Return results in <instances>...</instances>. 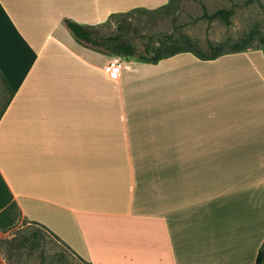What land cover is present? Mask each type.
<instances>
[{
  "label": "crops",
  "instance_id": "crops-1",
  "mask_svg": "<svg viewBox=\"0 0 264 264\" xmlns=\"http://www.w3.org/2000/svg\"><path fill=\"white\" fill-rule=\"evenodd\" d=\"M169 2L0 0V71L14 94L0 119V232L36 223L88 264L256 260L264 62L237 77L245 51L185 52L124 60L112 80L103 67L117 56L66 24Z\"/></svg>",
  "mask_w": 264,
  "mask_h": 264
},
{
  "label": "rangeland",
  "instance_id": "rangeland-1",
  "mask_svg": "<svg viewBox=\"0 0 264 264\" xmlns=\"http://www.w3.org/2000/svg\"><path fill=\"white\" fill-rule=\"evenodd\" d=\"M171 3L173 8L169 11L160 7L132 11L124 18L129 27L126 22H122V13H117L110 15L100 27L92 28L96 30L98 37H108L118 33V25H123L125 29L127 26L128 33L124 39L135 48L137 55L143 51L149 40H152L154 46L162 42L171 44L173 41H167L168 38L175 41L183 35L193 46L206 48L207 42L230 45L251 32V45L245 51L248 54L244 55L245 60L231 73L238 74V77L245 72L244 69L248 72L255 64L264 62V44L259 40L264 34V0H171ZM222 8L230 11L228 21L221 17L208 16ZM175 44L188 46V43L180 41ZM231 56L236 57L238 54ZM117 58L125 60L118 56ZM228 87L230 84L218 86L220 89ZM32 231L40 232L37 247L36 240L26 243V238H30ZM0 264L88 263L74 256L45 230L25 223L10 231L0 232Z\"/></svg>",
  "mask_w": 264,
  "mask_h": 264
},
{
  "label": "trees",
  "instance_id": "trees-1",
  "mask_svg": "<svg viewBox=\"0 0 264 264\" xmlns=\"http://www.w3.org/2000/svg\"><path fill=\"white\" fill-rule=\"evenodd\" d=\"M162 10L169 11L173 8L171 0L168 4L160 7ZM160 9V10H161ZM142 8H135L131 11L126 13H122V22L125 23L129 27L124 18L129 16L132 11H141ZM206 15V14H205ZM230 15V11L226 9H218L212 14L208 15L210 18L214 17H221L228 21ZM66 24L73 35L84 42H87L93 46L97 47H104L111 55L118 56L124 58L125 60H134L138 62H145L150 64H157L159 61L163 59H167L169 57L175 56L180 53H192L200 60H214L222 55L225 54H232V53H239L246 51V49L251 45V40L253 38V34L250 32L247 36L243 37L239 41L230 44V45H223V44H214L212 42H207L206 48H202L199 46H193L187 37L181 35L179 39L175 41L172 38H168L167 41H173L171 44L169 43H159L157 46H154L152 40H149L144 45L143 51L137 55L135 48L126 40L124 39L125 35L128 33L123 25H118L117 27V34L108 36V37H98L97 32L92 27L83 26L71 20H66ZM260 42L264 44V34L259 38ZM185 42L188 43V46L183 47L181 45H176L175 42ZM192 45V46H191ZM13 91L9 87L8 83L6 82L5 78L3 77L0 71V119L7 109L8 105L10 104L13 98ZM32 225L38 226L40 229L45 230L49 233L52 237L56 238L52 233H50L45 227L40 226L36 223H31ZM39 231H32L30 238H26V243L33 242L36 240V247L39 245ZM252 264H264V242L262 243L256 260Z\"/></svg>",
  "mask_w": 264,
  "mask_h": 264
},
{
  "label": "built area",
  "instance_id": "built-area-1",
  "mask_svg": "<svg viewBox=\"0 0 264 264\" xmlns=\"http://www.w3.org/2000/svg\"><path fill=\"white\" fill-rule=\"evenodd\" d=\"M123 64L120 58H114L104 65L103 70L110 79L117 80L120 77Z\"/></svg>",
  "mask_w": 264,
  "mask_h": 264
}]
</instances>
